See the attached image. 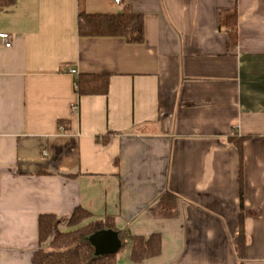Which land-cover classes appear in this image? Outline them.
I'll return each instance as SVG.
<instances>
[{"label": "crops", "instance_id": "obj_1", "mask_svg": "<svg viewBox=\"0 0 264 264\" xmlns=\"http://www.w3.org/2000/svg\"><path fill=\"white\" fill-rule=\"evenodd\" d=\"M125 7L145 17L143 45L79 36L80 9ZM233 9L230 46L220 22ZM0 33L12 39L0 44V264H33L39 217L68 232L77 208L159 234L160 256L141 264H264V0H17ZM83 74L109 76L108 94L80 98ZM116 264L135 263L124 250Z\"/></svg>", "mask_w": 264, "mask_h": 264}, {"label": "trees", "instance_id": "obj_2", "mask_svg": "<svg viewBox=\"0 0 264 264\" xmlns=\"http://www.w3.org/2000/svg\"><path fill=\"white\" fill-rule=\"evenodd\" d=\"M17 0H0V13L11 8ZM145 17L134 13L125 7L117 14H90L80 9L78 14V34L81 38L90 39H122L128 45H143L146 42ZM220 26L227 31L229 45L238 42V12L237 9L227 12L220 22ZM109 76L98 74H83L78 77L76 89L79 97L107 95ZM238 150L240 162L243 160V143L245 138L231 137ZM41 175L49 174L38 172ZM160 202L165 211L176 207L177 197L171 193L161 196ZM57 218L54 215H42L38 219L39 247L33 257V264H116L118 255L128 251V258L135 264L160 256L162 252V238L159 234L149 237L131 234L128 229H119L113 216L94 219L85 209L77 208L68 220L71 229L55 236ZM111 231L116 234L120 242V249L116 254H98L89 242L91 236L98 232ZM245 229V214L243 200V176L240 171V216L239 233L234 241V249L240 261L245 260L247 242Z\"/></svg>", "mask_w": 264, "mask_h": 264}, {"label": "water", "instance_id": "obj_3", "mask_svg": "<svg viewBox=\"0 0 264 264\" xmlns=\"http://www.w3.org/2000/svg\"><path fill=\"white\" fill-rule=\"evenodd\" d=\"M89 240L98 254H116L120 249L119 239L111 231L98 232Z\"/></svg>", "mask_w": 264, "mask_h": 264}, {"label": "built area", "instance_id": "obj_4", "mask_svg": "<svg viewBox=\"0 0 264 264\" xmlns=\"http://www.w3.org/2000/svg\"><path fill=\"white\" fill-rule=\"evenodd\" d=\"M124 0H112L116 5H122ZM0 44L5 48L12 47L11 36L7 33H0ZM71 74H76V71L72 70ZM75 109V108H74Z\"/></svg>", "mask_w": 264, "mask_h": 264}, {"label": "rangeland", "instance_id": "obj_5", "mask_svg": "<svg viewBox=\"0 0 264 264\" xmlns=\"http://www.w3.org/2000/svg\"><path fill=\"white\" fill-rule=\"evenodd\" d=\"M60 232H61V231L59 230V226H56L55 229H54V234H53V236L59 234ZM89 242H90V240H89ZM122 252H123V251H122Z\"/></svg>", "mask_w": 264, "mask_h": 264}]
</instances>
